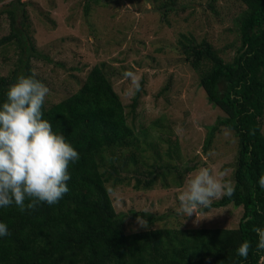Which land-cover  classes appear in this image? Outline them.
<instances>
[{"label": "trees", "instance_id": "16d2710c", "mask_svg": "<svg viewBox=\"0 0 264 264\" xmlns=\"http://www.w3.org/2000/svg\"><path fill=\"white\" fill-rule=\"evenodd\" d=\"M174 1L164 0L159 8L160 19L166 24ZM216 1L208 2L212 11ZM236 1L243 7L232 18L238 47L231 61H226L206 39L197 40L187 32L179 33L177 47L198 73L207 101L223 114L209 128L204 152L222 128L236 137V154L229 164L234 194L213 201L209 208L242 207L238 226L158 228L155 225L164 221V216L131 211L133 218L147 221V228L126 232L127 214L116 212L110 189L131 186L151 190L159 181L168 187V176H172L173 185L180 187L183 176L195 167L191 161L181 169L170 163L158 166L161 158L155 149L159 144H148L155 163L150 171L141 173L143 177L138 176L136 165L144 153L138 133L128 125L124 106L104 64H100L87 73L74 94L50 106L44 103L43 118L51 123L54 132L65 137L79 153V159L70 163L69 191L57 203H41L34 210L23 211L14 204L0 208V222L7 224L10 233L0 237V264H264V250L257 248L259 237L255 231L264 228V188L258 183L264 175V0ZM100 3L86 0L85 14ZM10 10L6 14L14 32L1 38L0 46L15 42L20 55L24 52L28 59L22 56L9 76L0 77V104L18 76L34 75L42 82L29 62V50L34 47L24 22L26 10H22L19 27L17 16ZM136 105L134 98L132 110ZM143 136H148L147 132ZM177 145L175 141L174 151L166 152L170 160ZM175 161L179 162L178 155ZM129 165L136 168L122 172ZM244 241L251 245L247 258L236 254Z\"/></svg>", "mask_w": 264, "mask_h": 264}, {"label": "rangeland", "instance_id": "374dc122", "mask_svg": "<svg viewBox=\"0 0 264 264\" xmlns=\"http://www.w3.org/2000/svg\"><path fill=\"white\" fill-rule=\"evenodd\" d=\"M85 2L0 0V39L14 32L6 10L14 12L19 27L25 9L24 22L34 47L29 50V62L49 89L46 106L74 94L87 73L104 64L124 106L127 123L138 133L140 149L144 151L143 157L139 153L137 168L129 165L122 172L136 168L138 176H142V172L151 170L155 162L148 144H159L155 149L161 158L158 166L170 163L181 169L186 162L197 160L192 165L195 169L183 176L180 187L173 185L172 176H168V187L159 181L151 190L131 186L110 189L116 212L127 214L126 232L147 228L129 215L131 211L164 216V221L156 223L158 228H236L243 215L242 207L208 208L190 217L178 212V195L200 167H208L213 174L223 172L224 180L231 181L233 169L229 164L236 154L237 141L230 130L222 128L204 152L207 132L223 114L207 101L198 73L177 46L179 33L187 32L197 40L206 39L226 61H231L238 47L232 18L243 6L236 0H217L213 3L214 12L208 7L209 0H175L167 12L170 22L166 24L160 19L159 9L164 0H100V4L91 6L88 15ZM20 52L15 42L0 46V77L9 76L22 56L28 59ZM128 71L140 78V90L133 96L125 94L131 83L124 77ZM134 98L137 105L132 110ZM144 132L148 136L144 137ZM175 141L177 149L170 160L166 152L174 151Z\"/></svg>", "mask_w": 264, "mask_h": 264}, {"label": "clouds", "instance_id": "9594fccd", "mask_svg": "<svg viewBox=\"0 0 264 264\" xmlns=\"http://www.w3.org/2000/svg\"><path fill=\"white\" fill-rule=\"evenodd\" d=\"M124 77L131 82L125 94L135 95L140 90V78L131 71ZM48 93L49 89L34 75H20L9 85L6 100L0 104V208L14 204L21 211L34 210L41 203H57L69 191V165L79 159V153L43 118ZM224 175L200 167L178 195L179 214L196 216L214 200L232 196L235 186L224 180ZM258 183L264 188V175ZM137 223L147 227L142 218L137 217ZM255 231L259 237L257 248L264 250V228ZM9 234L7 224L0 222V237ZM250 247V242L244 241L236 254L247 258Z\"/></svg>", "mask_w": 264, "mask_h": 264}, {"label": "water", "instance_id": "95a60500", "mask_svg": "<svg viewBox=\"0 0 264 264\" xmlns=\"http://www.w3.org/2000/svg\"><path fill=\"white\" fill-rule=\"evenodd\" d=\"M200 158V157H199ZM197 162V160L194 163H191L190 165L192 166L193 164H195Z\"/></svg>", "mask_w": 264, "mask_h": 264}]
</instances>
